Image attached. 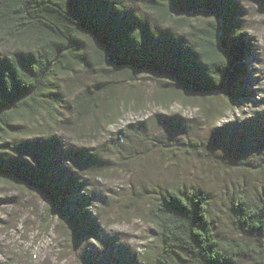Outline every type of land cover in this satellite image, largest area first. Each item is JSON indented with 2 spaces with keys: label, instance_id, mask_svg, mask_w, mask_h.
I'll use <instances>...</instances> for the list:
<instances>
[{
  "label": "rangeland",
  "instance_id": "obj_1",
  "mask_svg": "<svg viewBox=\"0 0 264 264\" xmlns=\"http://www.w3.org/2000/svg\"><path fill=\"white\" fill-rule=\"evenodd\" d=\"M114 1L132 21H147L152 31L190 40L187 28L165 23L142 0ZM233 1L235 20L248 42L237 63L247 68L240 88L253 91L249 98L233 102L225 92L181 91L155 72L116 69L107 79L95 69L79 68L58 79L56 122L47 114L44 125L29 126L26 117L18 122L24 125L10 138L51 132L60 140L62 164L75 172L73 209L92 224L79 223L73 237L37 191L0 180V264L6 259L19 264H151L149 251L159 247V240L148 206L156 191L172 186L194 187L205 195L220 239L245 238L251 249L264 246L263 236L243 237L231 220L237 188L257 192L264 187V0ZM8 47L0 41V53ZM166 91H176L171 102L159 98ZM77 94L90 96L85 98H90L88 113L72 105ZM206 105L214 112L207 114ZM182 256L185 264H206ZM233 264L256 262L240 258Z\"/></svg>",
  "mask_w": 264,
  "mask_h": 264
},
{
  "label": "trees",
  "instance_id": "obj_2",
  "mask_svg": "<svg viewBox=\"0 0 264 264\" xmlns=\"http://www.w3.org/2000/svg\"><path fill=\"white\" fill-rule=\"evenodd\" d=\"M142 2L165 23H181L190 40L152 31L147 21H132L114 0H0V41L11 44L0 53V180L37 191L73 237L79 223H92L73 209L75 172L62 164L60 140L51 132L10 138L24 117L29 126L44 125L45 114L56 122L52 114L60 105V77L92 68L108 79L116 69L130 68L165 75L181 91L225 92L233 102L254 95L240 88L247 68L237 61L248 42L235 20L233 0ZM175 93L166 91L159 98L171 102ZM86 95L77 94L71 102L81 114L90 109ZM205 108L207 114L214 112L212 106ZM148 216L159 240V247L149 251L151 264H185L182 254L206 264H233L240 258L264 264V246L251 249L245 238H219L206 197L194 187L156 191ZM231 220L243 237H264V187L257 192L237 188ZM3 264L19 263L6 259Z\"/></svg>",
  "mask_w": 264,
  "mask_h": 264
}]
</instances>
